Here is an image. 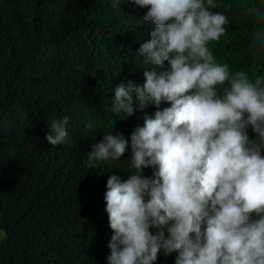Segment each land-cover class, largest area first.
I'll return each mask as SVG.
<instances>
[{
    "label": "clouds",
    "instance_id": "clouds-1",
    "mask_svg": "<svg viewBox=\"0 0 264 264\" xmlns=\"http://www.w3.org/2000/svg\"><path fill=\"white\" fill-rule=\"evenodd\" d=\"M131 2L148 38L135 53L144 82L116 85L111 111H156L128 137L114 126L102 132L87 153L95 166L131 149L128 178L107 179V264H157L173 253L174 264H264V75L233 72L210 47L229 31L264 53V0L241 31L214 11L217 0ZM68 124L53 120L46 141L70 144Z\"/></svg>",
    "mask_w": 264,
    "mask_h": 264
},
{
    "label": "trees",
    "instance_id": "trees-1",
    "mask_svg": "<svg viewBox=\"0 0 264 264\" xmlns=\"http://www.w3.org/2000/svg\"><path fill=\"white\" fill-rule=\"evenodd\" d=\"M120 3L119 10L111 0H0V264H107V179L128 178L131 149L119 162L95 166L87 153L102 132L114 126L128 137L156 111L119 118L111 111L116 85L143 84L135 53L148 40L131 0ZM217 3L214 11L236 31L248 29V9L259 6ZM210 47L233 72L264 75V53L229 31ZM64 116L71 143L53 147L48 125ZM175 255L160 254L157 264H174Z\"/></svg>",
    "mask_w": 264,
    "mask_h": 264
},
{
    "label": "rangeland",
    "instance_id": "rangeland-1",
    "mask_svg": "<svg viewBox=\"0 0 264 264\" xmlns=\"http://www.w3.org/2000/svg\"><path fill=\"white\" fill-rule=\"evenodd\" d=\"M4 237V233L0 232V239H2Z\"/></svg>",
    "mask_w": 264,
    "mask_h": 264
}]
</instances>
